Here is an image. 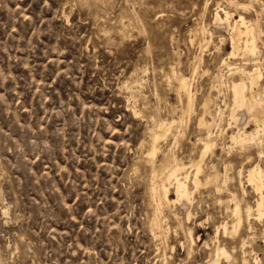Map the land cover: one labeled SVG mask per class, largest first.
<instances>
[{"label":"rangeland","instance_id":"rangeland-1","mask_svg":"<svg viewBox=\"0 0 264 264\" xmlns=\"http://www.w3.org/2000/svg\"><path fill=\"white\" fill-rule=\"evenodd\" d=\"M228 1L0 0V264H212L215 228L235 220L226 210L231 194L242 200V225L234 238L219 237L235 250L230 262L220 263L242 264L239 241L246 239L247 264L256 257L264 264V217L246 219L244 212L255 209L259 195L244 180L241 196L237 175L255 165L264 172V155L259 158L256 145L232 147L237 128L229 120L237 69H258L252 91L264 94V10L247 0H236L246 6L236 8ZM217 11L250 25L258 21V55H230L228 34L213 25ZM182 77L191 107L178 87ZM202 118L216 122V145L204 157L200 179L213 165L222 175L230 166L231 184L219 193L210 185L194 191L190 221L181 206L163 203L165 232L154 230L156 200L149 189L160 186L168 170L154 175L149 144L162 133L158 123L181 119L159 146L189 165L207 137ZM256 128L250 123L246 133ZM186 171L193 175L194 168ZM173 184L167 183L175 200ZM189 228L192 251L183 236Z\"/></svg>","mask_w":264,"mask_h":264},{"label":"bare ground","instance_id":"bare-ground-1","mask_svg":"<svg viewBox=\"0 0 264 264\" xmlns=\"http://www.w3.org/2000/svg\"><path fill=\"white\" fill-rule=\"evenodd\" d=\"M247 1H249L248 2L249 3L248 6H256V5H258V6H261V8H263V10H264V3L262 2V0H247ZM227 3H229V6L234 7V8L240 7V6L241 7H246L245 5L239 4L236 0H229ZM221 12H223L222 13L223 17L220 16L219 12L217 11V13L215 14L214 19H213V25L216 27V29L223 30V31H225L228 34L227 42L229 43V45L231 47V50H232L230 55H232V54L237 55L239 52L243 56L244 55H250V56L258 55L257 39L261 35V32L257 29L258 21H254V23L252 25H250V24H248L246 22V20L242 16H239L238 20L237 19L236 20H232L233 15L231 13L226 12V11H221ZM203 31L205 32L206 30L203 29ZM222 42H225V39L222 38L221 43ZM223 65H225V60L222 61V66ZM237 72L240 73V75H241L240 80L238 82H231V84L229 85L230 88H231V91H232L229 120H230V123L233 124L237 128V132L235 133V135H232L230 137V140H231V143H232V147L245 148L246 146H249V145H256V146L260 147V150L258 151L259 152L258 155H259V158H262V156L264 155V152H263V149H262L263 142L261 141V138L264 137V94L263 95L262 94H256V93H254L252 91V86L258 84V81L261 78V73H259L258 69L252 70L250 72L246 71L245 69H241V70L237 69ZM176 74L177 73H175L174 70H173V78H174V76H176ZM216 77H217V75H216ZM243 77H246L247 83L242 79ZM218 83L220 85L221 84L224 85L223 80L222 79L220 80V78L218 80ZM188 86H189L188 81L186 79H184V77H182L179 80V86L178 87H179V90H182L185 94H187L188 104L191 107V105L193 103V95L191 94ZM129 87H130V85H129ZM208 104H209V100L205 99L204 103H203V107H202V113L204 115L205 114H209ZM221 113H223V112H221ZM221 113L220 112L218 113L219 117H220ZM179 123H182L181 119H179L178 121H172L171 120V122L162 121L160 124L158 123V127H159V129H160V131L162 133L155 135L153 138L151 136L152 141L149 144L150 146H149V149H148V157L150 158L149 162H150V165H152L151 170L153 171L154 175L158 174V172H161L162 169H167L168 170V174L165 177V180L162 181L161 185L158 186V187H152V189H149V190H151V197L153 198V200L154 199L156 200L155 201L156 203H154L156 205V210H155V212H153V219L151 220L153 226H151V228L153 227L154 230H158L159 232H162L163 230L165 232V229H162V228L165 227L164 225L162 227L163 221L161 222V220L159 219L160 218L159 216L161 215L160 214V208H161L163 203H164V206H165V204L167 206H176V205L181 206L183 208V210H185V213H186V215L185 216L183 215V216L186 217L187 221H190L193 218V212H194V211H192L193 210L192 208H193V200H194L193 199L194 191L196 192V190H199V188L202 187V186L210 185V186H214L216 191L219 193V191H221V189H222V186L223 185H227L228 182L230 181V176H229V167L230 166H225L224 167V170H225L224 172L225 173L222 175L219 172L215 171V167L213 165L212 168H211L212 172L205 176L204 182L200 179V175H202L203 172L206 169L205 166L203 165L204 164V157L208 153H211V152L213 153L214 146L216 145V142L213 140L214 137L212 138L213 134H212V131H211L212 125H214V124L216 125V122L214 121V119H212L211 122L205 121L203 118L200 119V121H199V126L206 128L207 137H205L204 140L203 139L200 140L202 142V147H201V153H200L199 159L197 161H190L189 165H186V164H184L182 162L183 161L182 159H181L182 161L179 160L174 154H172V153H171V155L170 154H164V152L161 150V147L159 146L160 145L159 144V140L162 137H165L166 135H168L175 126L177 127V125H179ZM250 123H254V125L256 124L257 128L252 133L247 134L246 133V128H247V126ZM231 128H233V127H231ZM176 131H177V129H176ZM174 134H175V132H174ZM151 135H153V134H151ZM256 149H258V148L256 147ZM170 150H171V148H170ZM251 150H252V148H251ZM161 152H163V155H164V156L161 155L163 157L162 163L159 166H155L156 164H155L154 160L157 158V155H159ZM230 153H231V151H230ZM247 157L248 156H246V158ZM246 158H245V160H246ZM250 158H252V157H250ZM248 160H249V158H248ZM210 163H212V162H210ZM188 168H194V172H192L193 175H191V172L187 173L186 170H188ZM182 173L186 174L185 177H183V178L178 177ZM222 173H223V170H222ZM237 175H238L239 184H240L239 187H241V190H242L241 192L243 194L241 196L244 197L246 195V191H245V187H244V185H245L244 184V180L246 181V183H248L250 186H252L254 188V190L257 192L256 194L259 195V197L257 198V201H256L255 209L253 207L246 206V209L244 211L245 215L247 216L246 219L250 218L253 214L259 220L262 219L264 217V194H263V190H264V172H263V170L259 167V165H255L251 169L246 171L245 174L241 170L240 171L238 170ZM233 178L235 180V177H233ZM158 180L160 181V180H162V178L160 179V177H159ZM173 181H174L173 192H174V194L176 196L175 200L174 199L173 200L170 199L169 188L171 186L169 185L170 187L168 188V185H167V183H171ZM235 183H236V181H235ZM213 193H215V192H213ZM243 197H242V199H243ZM240 200L237 198V196L235 194H231V199L225 202L226 205H227L226 210L231 213V215L235 218V220L231 223V225H229L228 223L224 222V223H221L219 226H217L215 228V236L213 235L214 236L213 239L211 238L212 239L211 241H213L212 242L213 243V249H212L213 251H212V253L210 252V254H209V259H210L212 264H221L220 263L221 260H224L227 263V262H230V260L232 259V254L234 253L235 250L234 249H233V251L230 250L231 252L228 251L227 248L224 246V244L221 245V243L219 242V237L222 236L223 238H234L239 233L241 225H242L241 216H243L242 215L243 210L240 207V204L242 203L241 202L242 200L241 201ZM230 205L233 206L232 209L230 208ZM175 220H176V217H175ZM180 224H181V222H180ZM178 225H179V222H178ZM245 226L249 227V230L252 229L250 226H248V224H246ZM169 227H171V226L169 225ZM183 227H184V225H183ZM180 230H182V229H180ZM151 232H153V231L151 230ZM175 232L178 233V231H175ZM151 234H153V233H151ZM157 234H159V233H157ZM213 234H214V232H213ZM172 235H173V233H172ZM254 235H255V233H254ZM178 236H180V235H178ZM183 236H184V239H185V244H187V246H188L187 249L189 251H192L193 248L196 246V239L193 236V229L192 228L187 229L184 232ZM160 238H161V236H160ZM160 238L157 239V237H156L157 240L163 239V238H161V239ZM166 238H165V240H167ZM180 238L181 237H179V239ZM256 239H257V237H256ZM254 240H253V242H251V244L255 242ZM178 241H180V240H178ZM158 242L160 244V241H158ZM239 242H240L239 247L241 248L242 255H243V257L241 255V257H242V262L241 263L242 264H247L248 263V261L246 259V254H247L246 253V244H247V241H246V239H242ZM166 244H168V243H166ZM162 245H163V243H162ZM204 245L208 246L206 243ZM205 246H204V248H205ZM209 246H210V244H209ZM230 247L232 248V246H230ZM197 248L199 249V247H197ZM159 249H160V247H159ZM164 249H162V251H164ZM241 250H239V251H241ZM160 251H161V249H160ZM189 251H187V252H189ZM257 252H259V251H257ZM156 253H158V252H156ZM170 253H171V251H170ZM164 254H165V252H164ZM187 255H186V257H187ZM189 255H190V253H189ZM163 257H165V256H163ZM155 258L158 259V257H155ZM250 258H252V257H250ZM165 260L162 261V262H165ZM156 262H158V261H156ZM260 262H261V260H259L256 257L254 259L253 264H260ZM194 263H195V261H194ZM158 264H159V262H158ZM166 264H167V262H166ZM222 264H223V262H222Z\"/></svg>","mask_w":264,"mask_h":264}]
</instances>
